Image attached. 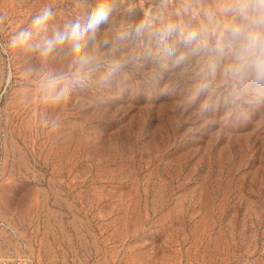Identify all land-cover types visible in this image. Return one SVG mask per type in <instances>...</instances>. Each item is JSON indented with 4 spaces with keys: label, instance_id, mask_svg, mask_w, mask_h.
Here are the masks:
<instances>
[{
    "label": "rangeland",
    "instance_id": "374dc122",
    "mask_svg": "<svg viewBox=\"0 0 264 264\" xmlns=\"http://www.w3.org/2000/svg\"><path fill=\"white\" fill-rule=\"evenodd\" d=\"M94 3L0 0V43L46 5L51 36ZM34 60L0 54V261L264 264V111L176 118L183 91L160 96L132 70L44 105L21 75Z\"/></svg>",
    "mask_w": 264,
    "mask_h": 264
},
{
    "label": "clouds",
    "instance_id": "9594fccd",
    "mask_svg": "<svg viewBox=\"0 0 264 264\" xmlns=\"http://www.w3.org/2000/svg\"><path fill=\"white\" fill-rule=\"evenodd\" d=\"M56 15L46 5L0 43L5 56L34 55L21 75L40 104L66 106L75 90L108 86L132 70L160 96L183 91L176 118L195 116L214 128L264 111V0H95L83 20L48 36ZM6 21L0 14V26ZM39 123L59 126L46 115Z\"/></svg>",
    "mask_w": 264,
    "mask_h": 264
},
{
    "label": "built area",
    "instance_id": "2783aa9c",
    "mask_svg": "<svg viewBox=\"0 0 264 264\" xmlns=\"http://www.w3.org/2000/svg\"><path fill=\"white\" fill-rule=\"evenodd\" d=\"M7 225L0 219V227H6ZM4 264H32L29 258L26 257H14L3 261Z\"/></svg>",
    "mask_w": 264,
    "mask_h": 264
}]
</instances>
